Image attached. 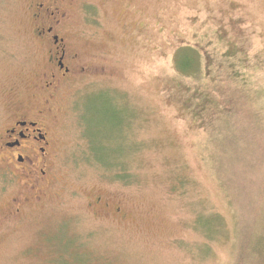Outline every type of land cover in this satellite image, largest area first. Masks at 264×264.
I'll use <instances>...</instances> for the list:
<instances>
[{"label":"rangeland","instance_id":"1","mask_svg":"<svg viewBox=\"0 0 264 264\" xmlns=\"http://www.w3.org/2000/svg\"><path fill=\"white\" fill-rule=\"evenodd\" d=\"M33 4L0 0V134L23 114L50 145L34 167L0 153V264H43L60 223L111 264H264L241 254L264 238V0H65L79 57L49 90Z\"/></svg>","mask_w":264,"mask_h":264},{"label":"flooded vegetation","instance_id":"2","mask_svg":"<svg viewBox=\"0 0 264 264\" xmlns=\"http://www.w3.org/2000/svg\"><path fill=\"white\" fill-rule=\"evenodd\" d=\"M65 0H33L34 19L41 21L35 27L36 36L40 40H48L47 61L52 65L49 72L50 80L46 83L47 90L56 88L57 84L66 80L70 75L79 54L70 51L64 30L59 27L60 5ZM64 32V33H63ZM12 124L0 134V153L10 156L17 163L26 162L33 164L34 154L46 155L50 145L48 132L43 125L26 115L16 114L12 117ZM9 158V157H8ZM39 164V163H38ZM33 166V167H34ZM21 168L20 172H23ZM44 173V170L41 169Z\"/></svg>","mask_w":264,"mask_h":264},{"label":"trees","instance_id":"3","mask_svg":"<svg viewBox=\"0 0 264 264\" xmlns=\"http://www.w3.org/2000/svg\"><path fill=\"white\" fill-rule=\"evenodd\" d=\"M188 50L185 55L183 52L184 48L178 50L176 54V66L179 72L182 74H190L191 72H202L201 64L202 59L199 52L197 53L192 48ZM186 57V58H185ZM99 160L98 157L96 159ZM104 173L107 174L108 178L114 180H122L124 182L130 180V173L125 166H117L116 169H105ZM215 217H217L215 215ZM199 220L198 228L207 235L208 238L214 236L219 228L216 226L212 228V221L205 218L203 214H198L196 220ZM218 221H215V224ZM69 230L68 223H60L55 227V230L42 235V240L49 245L51 252L45 257L43 264H111V260L105 255H96L87 251H83L86 248V244L90 241V236H77L76 234L68 235ZM242 241V240H241ZM264 238L260 237L254 243L246 246L241 245V254L244 256L253 255L256 253L264 252ZM83 249V250H82ZM245 250V251H244ZM244 253H248L245 255Z\"/></svg>","mask_w":264,"mask_h":264}]
</instances>
